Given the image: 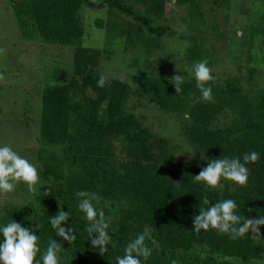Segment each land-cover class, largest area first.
Listing matches in <instances>:
<instances>
[{
	"label": "trees",
	"instance_id": "obj_1",
	"mask_svg": "<svg viewBox=\"0 0 264 264\" xmlns=\"http://www.w3.org/2000/svg\"><path fill=\"white\" fill-rule=\"evenodd\" d=\"M22 32L60 45H75L72 77L69 82L45 84L42 89L39 127L38 170L46 192L36 203L10 204L1 209L0 221L11 218L32 225L40 236L43 251L50 238L61 242L60 264H116L115 257L145 227L152 229L158 247L145 264H236L231 258L264 260V225L260 233L248 232L231 239L214 229L192 230L202 198L211 202L232 198L246 217L264 215V88H245L237 80L225 84L210 81L213 98L204 100L195 79L184 80L176 93L171 75L154 69L152 74L134 77L136 88L126 82L106 78L97 81L101 51L79 45L83 29L78 11L108 8L138 24L150 38L177 39L186 43L185 58L198 62L214 55L205 43L190 32H180L165 22L169 0H11ZM180 5L199 6L212 2L228 8L232 0H176ZM264 4V0H254ZM213 71V70H212ZM214 75V73H213ZM215 76V75H214ZM90 90L93 95L85 91ZM137 93L149 97L161 109L189 114L183 125L187 145L201 157L241 156L255 150L260 159L249 163L246 186L224 180V188H208L197 175L207 161L191 166L173 162V148L167 138L157 136L123 102ZM225 111L234 118L217 127L213 120ZM88 190L99 197L106 217L112 220L114 247L107 253L94 249L88 239L84 213L78 208L76 192ZM61 208L70 210L68 223L76 240L63 241L50 226L48 215ZM69 208V209H68ZM36 224L39 226L36 228ZM195 247L206 249L199 257Z\"/></svg>",
	"mask_w": 264,
	"mask_h": 264
},
{
	"label": "rangeland",
	"instance_id": "obj_2",
	"mask_svg": "<svg viewBox=\"0 0 264 264\" xmlns=\"http://www.w3.org/2000/svg\"><path fill=\"white\" fill-rule=\"evenodd\" d=\"M127 2L141 9L139 3ZM78 15L83 29L78 44L101 51L97 70L106 78L126 82L132 89L137 85L135 76L150 75L154 69L171 76L180 73L185 80L195 79L191 70L196 62L185 58V42L150 38L134 21L108 8L82 7ZM164 18L168 25L182 33H193L206 44L214 55L212 70L217 83L235 79L245 88H264V4L232 0L226 8L211 1L191 6L169 0ZM74 48L40 37L25 38L12 1L0 0V143L10 144L37 168L42 89L58 79L60 83L70 81ZM85 93L93 95L90 90ZM123 107L155 135L167 138L176 165L202 162L184 139L183 125L188 118L182 112H167L137 93L130 95ZM233 118L225 111L212 124L224 127ZM45 192L43 181L35 193L20 184L14 193L0 195V213L5 205L36 203ZM192 251L199 257L206 255L203 247ZM231 260L236 264H264V260Z\"/></svg>",
	"mask_w": 264,
	"mask_h": 264
},
{
	"label": "clouds",
	"instance_id": "obj_3",
	"mask_svg": "<svg viewBox=\"0 0 264 264\" xmlns=\"http://www.w3.org/2000/svg\"><path fill=\"white\" fill-rule=\"evenodd\" d=\"M191 71L200 89L201 97L204 100H211L213 90L211 84L207 82L214 81L216 77L207 59L196 62ZM184 80L185 77L180 73L172 77L171 83L174 84L176 93L182 91L181 85ZM105 81L106 77L101 75L97 83L102 87ZM184 117L189 118V114L184 113ZM201 158L207 161V165L201 167L200 172L193 176L194 179L202 181L208 188L222 190L224 180L246 186L251 171L248 165L258 161L260 153L252 150L244 153L242 157L221 155L219 158H209L203 153ZM20 184L26 185L31 193L40 190L39 170L32 160L21 155L10 144L0 143V195L14 193ZM76 196L79 198V210L89 221L86 225L87 240H90L92 247L101 254L107 253L115 244L111 218L106 217L104 209L98 206L100 197L88 190H79ZM201 203L199 213L193 218L192 230L197 233L202 229H214L231 239H236L249 231L260 233V226L264 225V215L243 216L240 206L232 198L213 203L207 195H204ZM71 216L70 210L64 211L63 208L55 215H48L50 226L55 230L56 235L70 243L77 238L72 227L73 223H68ZM38 227L36 224V228ZM39 240L40 236L32 225L24 226L22 222H17L13 218L6 223L0 222V264H60L59 253L64 249L62 243L50 238L47 247L41 251ZM146 241H151L158 247L152 229L148 227L123 247V254L115 257L116 264H145L153 251Z\"/></svg>",
	"mask_w": 264,
	"mask_h": 264
}]
</instances>
